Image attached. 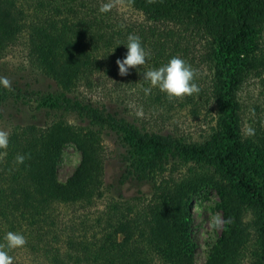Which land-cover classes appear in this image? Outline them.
Returning a JSON list of instances; mask_svg holds the SVG:
<instances>
[{"label": "trees", "instance_id": "1", "mask_svg": "<svg viewBox=\"0 0 264 264\" xmlns=\"http://www.w3.org/2000/svg\"><path fill=\"white\" fill-rule=\"evenodd\" d=\"M106 2L0 0V76L12 82L0 86V243L26 237L14 264H194L188 204L211 188L232 222L203 264H264V0H124L100 13ZM129 34L151 55L120 76ZM173 56L206 72L201 91L145 95L143 73ZM179 108L203 113L198 130L166 124ZM21 109L30 120L12 121ZM105 137L119 149L114 183ZM66 143L80 157L59 182Z\"/></svg>", "mask_w": 264, "mask_h": 264}, {"label": "clouds", "instance_id": "2", "mask_svg": "<svg viewBox=\"0 0 264 264\" xmlns=\"http://www.w3.org/2000/svg\"><path fill=\"white\" fill-rule=\"evenodd\" d=\"M154 0H148V3H153ZM124 3V0H108L103 3L99 11L100 13L110 12L114 7ZM127 52L123 59L118 58L116 64L119 69L120 76H127L129 69L143 66L146 59L150 57V52L142 46L141 38L135 34H129L126 42ZM198 72L186 60L179 56L171 57L166 64L145 71L143 80L148 82V87H142L145 95L151 93L152 88H158L165 93L171 101L173 99H182L185 96L198 94L201 89L195 82ZM0 86L6 89H12V82L6 76H0ZM138 116H143L142 109L137 112ZM249 134L252 130L249 129ZM10 133L4 129H0V149L5 151L0 152V160H3L6 155V149L9 144ZM30 158V154H17L15 162L17 165L23 164L25 159ZM231 218L224 220L220 214H215L209 217V226L212 229H219L224 224L231 223ZM4 242L0 243V264H14V257L9 254V251L22 248L26 245V237L18 232L8 231L4 238Z\"/></svg>", "mask_w": 264, "mask_h": 264}, {"label": "rangeland", "instance_id": "3", "mask_svg": "<svg viewBox=\"0 0 264 264\" xmlns=\"http://www.w3.org/2000/svg\"><path fill=\"white\" fill-rule=\"evenodd\" d=\"M9 67L11 60L8 59L4 60ZM2 63L0 62V65ZM205 71H198V79H203L206 77ZM251 89V85L249 86ZM12 112H15L11 110ZM202 114L198 115L197 117H191V115L187 112V109H174L173 111H169L163 114V120L166 122L167 125L171 124L172 122H176L177 125L186 131L194 132L198 130L197 126L202 122ZM155 116L154 114L152 115ZM156 117V116H155ZM11 118L14 122H27L29 121L28 112L25 110H20L17 113H13ZM33 121V120H32ZM34 121L39 122V118L34 119ZM2 128V126H0ZM108 138V137H107ZM106 139V137H105ZM107 140V141H106ZM105 140V148L109 152V159H107L105 166H104V179L106 183H114L119 171H120V164L117 162L115 157V153L119 150L115 145L112 143L111 140ZM131 149L136 154L143 155L146 153V149L141 152L140 148L135 146L133 148V143L131 145ZM79 151L72 143H66L62 146L61 151L58 155L56 161V179L59 182H64L65 179L70 175L73 171L75 166L79 161ZM137 188L134 183L128 182L124 186H122L121 192L124 195H129L134 192ZM189 214H190V238L194 243V250H193V263L194 264H203L207 251L211 245L215 242L216 238L221 231V227L219 229H212L209 226V217L215 214H220V209L218 206V198L216 193L211 188H204L200 193L195 195L189 201Z\"/></svg>", "mask_w": 264, "mask_h": 264}]
</instances>
